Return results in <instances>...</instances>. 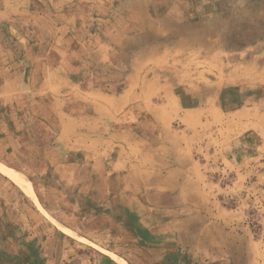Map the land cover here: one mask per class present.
Returning <instances> with one entry per match:
<instances>
[{
    "label": "crops",
    "instance_id": "obj_1",
    "mask_svg": "<svg viewBox=\"0 0 264 264\" xmlns=\"http://www.w3.org/2000/svg\"><path fill=\"white\" fill-rule=\"evenodd\" d=\"M50 1H85L99 18L88 28L86 19L65 20L59 31L70 39H54L49 49L58 56L45 57L41 72L32 67L21 91L11 87L13 95L38 96L33 102L42 111L53 110L58 123L53 141L39 149L38 157L22 156H34L37 167L29 172L40 205L53 208L46 193L56 195L67 186L69 205L84 208L85 215L132 231L140 240L147 233L151 246L164 239L156 254L162 264H264V244L248 225L251 206L230 202L236 186H222L214 176L218 159L232 158L241 144L238 129L245 124L253 131L262 128L261 113L241 106L224 123L216 96H206L200 87L189 94L157 69L162 57L153 49L175 33L183 37L189 27L187 6H177L178 0ZM21 2L27 3L3 1L7 8ZM3 86L0 100L10 106L15 100ZM231 98L241 101L238 95ZM243 114L241 125L235 118ZM10 121L0 126V159L19 150L14 133L19 121ZM59 215L55 218L62 221ZM261 217L264 223V211ZM1 229L0 236L21 243L20 254L31 253L25 231L19 235L14 225Z\"/></svg>",
    "mask_w": 264,
    "mask_h": 264
},
{
    "label": "rangeland",
    "instance_id": "obj_2",
    "mask_svg": "<svg viewBox=\"0 0 264 264\" xmlns=\"http://www.w3.org/2000/svg\"><path fill=\"white\" fill-rule=\"evenodd\" d=\"M3 1L0 0V87L4 84V93L10 90L15 101L7 106L0 100V126L17 118L14 133L20 145L19 150L12 152L15 154H5L0 159V165L19 181L14 182L0 171V227L14 225L19 235L25 231L23 240L31 241L33 248L24 256L20 254L21 243L0 236L4 238L0 253H8L0 255V264H33L40 259L44 264H162L156 261L157 257L161 258L156 254L166 245L164 239L159 240L162 245L151 246L147 233H142L140 240L132 231H120L116 224L85 215L81 212L84 208L69 205L67 186L56 195L53 191L46 193L53 208L41 206L36 180L29 172L37 167L32 157H38L39 149L53 141L58 123L53 110L42 111L33 102L38 96L13 95L11 87L21 91L27 86L25 77L32 67L41 72L45 57L58 56L53 48L51 52L49 49L54 39H70L69 34L59 31L65 20L82 23L86 19L84 27L88 28V24L97 22L92 19L99 18L98 15L86 9L85 1L22 0L27 3L11 4L8 8ZM176 3L187 6L189 27L182 30L183 37L175 33L165 40V45L159 42L153 49L162 57L156 64L158 71L172 77L175 85L180 84L189 94L200 87L206 96H216V103L225 114L224 123L231 119L226 115L242 107L261 113L263 126L255 131L246 126L245 114L235 118L241 125L245 124L237 131L242 142L233 149L232 158L223 155L218 159L214 176L222 186H236L230 202L243 200L251 206L247 209L248 225L254 238L264 244L261 217L264 211V0H178ZM7 80L11 84L6 85ZM231 95L241 98L238 106L237 97ZM23 144L30 148H22ZM247 152H252L254 158L250 159ZM13 155L17 159L11 160ZM245 155L248 159L243 158ZM8 156L9 162L5 160ZM25 178L31 181L33 190ZM58 214L62 221L56 220ZM35 233L46 235L40 238Z\"/></svg>",
    "mask_w": 264,
    "mask_h": 264
},
{
    "label": "bare ground",
    "instance_id": "obj_3",
    "mask_svg": "<svg viewBox=\"0 0 264 264\" xmlns=\"http://www.w3.org/2000/svg\"><path fill=\"white\" fill-rule=\"evenodd\" d=\"M0 171H1L2 173H4L6 176L10 177L13 181H15L13 175H12L11 173L7 172V171L3 168V166H1V165H0Z\"/></svg>",
    "mask_w": 264,
    "mask_h": 264
}]
</instances>
